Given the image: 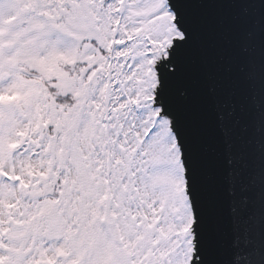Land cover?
I'll list each match as a JSON object with an SVG mask.
<instances>
[{"label": "snow or ice", "instance_id": "1", "mask_svg": "<svg viewBox=\"0 0 264 264\" xmlns=\"http://www.w3.org/2000/svg\"><path fill=\"white\" fill-rule=\"evenodd\" d=\"M0 264H264V0H0Z\"/></svg>", "mask_w": 264, "mask_h": 264}]
</instances>
